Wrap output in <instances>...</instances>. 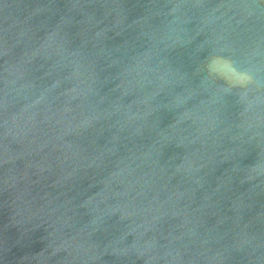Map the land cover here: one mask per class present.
<instances>
[{"label":"water","instance_id":"95a60500","mask_svg":"<svg viewBox=\"0 0 264 264\" xmlns=\"http://www.w3.org/2000/svg\"><path fill=\"white\" fill-rule=\"evenodd\" d=\"M0 264H264V0H0Z\"/></svg>","mask_w":264,"mask_h":264},{"label":"clouds","instance_id":"9594fccd","mask_svg":"<svg viewBox=\"0 0 264 264\" xmlns=\"http://www.w3.org/2000/svg\"><path fill=\"white\" fill-rule=\"evenodd\" d=\"M233 78H234V82L238 85H244L247 82H249V80L251 79L248 73L242 71L234 72Z\"/></svg>","mask_w":264,"mask_h":264}]
</instances>
